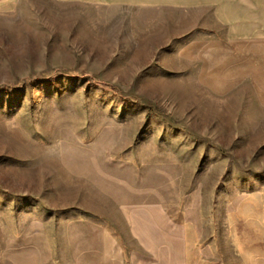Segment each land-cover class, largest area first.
I'll use <instances>...</instances> for the list:
<instances>
[{
    "label": "rangeland",
    "instance_id": "1",
    "mask_svg": "<svg viewBox=\"0 0 264 264\" xmlns=\"http://www.w3.org/2000/svg\"><path fill=\"white\" fill-rule=\"evenodd\" d=\"M103 9L0 0V264H99L136 207L185 232L190 264H264L251 56L203 14Z\"/></svg>",
    "mask_w": 264,
    "mask_h": 264
},
{
    "label": "crops",
    "instance_id": "2",
    "mask_svg": "<svg viewBox=\"0 0 264 264\" xmlns=\"http://www.w3.org/2000/svg\"><path fill=\"white\" fill-rule=\"evenodd\" d=\"M91 1L104 7L106 14L125 5L142 11L169 9L178 16L180 10H187L193 24L196 15L203 14V34L220 38L221 46L235 47L242 56L250 55L252 70L257 72L253 86L264 87V0H124L123 5L117 0ZM159 210L136 207L130 212L140 216L125 223L123 235L112 230L103 233L99 264H190L185 232L178 228L176 234L170 233L167 227L172 224L159 222Z\"/></svg>",
    "mask_w": 264,
    "mask_h": 264
}]
</instances>
